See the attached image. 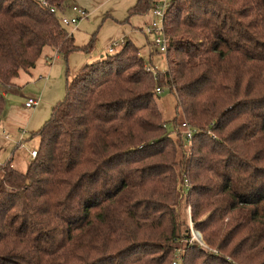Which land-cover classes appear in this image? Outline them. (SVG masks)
Here are the masks:
<instances>
[{"label": "trees", "instance_id": "obj_1", "mask_svg": "<svg viewBox=\"0 0 264 264\" xmlns=\"http://www.w3.org/2000/svg\"><path fill=\"white\" fill-rule=\"evenodd\" d=\"M70 1L0 0L2 88L45 48H80L51 10ZM165 32V70L127 40L67 83L26 170L0 164V264H264V0H171ZM185 176L204 245L177 208Z\"/></svg>", "mask_w": 264, "mask_h": 264}, {"label": "rangeland", "instance_id": "obj_2", "mask_svg": "<svg viewBox=\"0 0 264 264\" xmlns=\"http://www.w3.org/2000/svg\"><path fill=\"white\" fill-rule=\"evenodd\" d=\"M136 2L137 0L70 1L69 8L65 10L67 15L74 14L70 9L73 5L84 8L88 13V16L80 19L75 27L66 26L73 32L75 43L80 48L66 56L47 47L38 60L37 66L31 69L30 73L21 72L15 79V88L0 86L5 89L6 93V114L0 122V164L13 157L12 161L15 162L17 168L22 171L26 170L31 160L30 152L38 148L40 143V137L36 133L51 118L53 108L64 99L67 83L84 65L105 57L108 54L106 49L112 41L116 40L120 44L118 50L127 40H132L156 68L159 70L167 68V56L164 57L158 48L153 46L151 43L153 37L147 36L142 30L147 22L154 20L152 11L131 14L130 8ZM29 98L38 99L39 104L32 108L26 107L25 102ZM157 102L171 129L170 121L178 111L176 94L169 88H164L163 92L158 93ZM179 112L180 120L183 121V113L181 110ZM179 130L182 134L185 132L182 125ZM4 131L10 134L9 139L4 138ZM188 185L185 187H189L188 191H190L192 189L190 181ZM178 190L181 194L177 208L187 217L193 239L204 245L203 237L195 229L192 221V206L188 201V191L185 193L186 189H183L181 182L178 184ZM227 221L228 218H225V222ZM176 256L175 262L182 263L177 254ZM229 259L234 261L230 257Z\"/></svg>", "mask_w": 264, "mask_h": 264}, {"label": "built area", "instance_id": "obj_3", "mask_svg": "<svg viewBox=\"0 0 264 264\" xmlns=\"http://www.w3.org/2000/svg\"><path fill=\"white\" fill-rule=\"evenodd\" d=\"M170 1L171 0H156L153 8L151 9L152 14L154 16V20H152L151 22H148L142 29L143 32L147 36L151 35L153 37L152 41L150 40L151 43L153 44L155 48H158V51L162 53L164 57L167 56V53L169 50V41H168V37L165 32V15L169 7ZM43 3L48 6L47 1H43ZM70 9L74 12L72 16L67 15L64 11L59 10L55 7L51 8L53 12L58 11L60 15V20L64 26H74L75 27L78 24V21L80 19L88 16L87 11L78 5H73L71 6ZM119 46L120 44L116 40H114L111 42L110 45H108L106 51L107 53H110V54L114 53ZM140 56L145 57V55L142 52L140 53ZM146 68L148 70H152V66L150 64H146ZM157 92L161 93L163 92V90L158 88ZM38 104H39V100L35 98H29L25 102V106L29 108L35 107ZM182 127L185 128V132L182 135L185 138V140L190 144L192 137L194 135V129L193 127H191V125L187 121L182 123ZM4 136L7 139L10 138V134L7 132L5 133ZM30 153H31V158H35L37 155V150H32ZM181 183H183V189L184 190L186 189L185 190V193H186L189 190V187H185V185L189 184V179L185 176L184 181ZM174 264H177V262H174Z\"/></svg>", "mask_w": 264, "mask_h": 264}, {"label": "crops", "instance_id": "obj_4", "mask_svg": "<svg viewBox=\"0 0 264 264\" xmlns=\"http://www.w3.org/2000/svg\"><path fill=\"white\" fill-rule=\"evenodd\" d=\"M147 23H148V22H147ZM147 23H146V24H147ZM141 52H142V51H141ZM9 90H11V89H9ZM28 108H29V107H28ZM5 133H6V131L3 132L4 135H5ZM4 138H6V137L4 136ZM6 139H7V138H6ZM13 164H14L15 167H17L14 161H13Z\"/></svg>", "mask_w": 264, "mask_h": 264}, {"label": "bare ground", "instance_id": "obj_5", "mask_svg": "<svg viewBox=\"0 0 264 264\" xmlns=\"http://www.w3.org/2000/svg\"><path fill=\"white\" fill-rule=\"evenodd\" d=\"M197 235H198V233H197ZM199 236H200V234H199ZM200 238H201V236H200Z\"/></svg>", "mask_w": 264, "mask_h": 264}, {"label": "water", "instance_id": "obj_6", "mask_svg": "<svg viewBox=\"0 0 264 264\" xmlns=\"http://www.w3.org/2000/svg\"><path fill=\"white\" fill-rule=\"evenodd\" d=\"M6 114V111L4 112V115Z\"/></svg>", "mask_w": 264, "mask_h": 264}]
</instances>
